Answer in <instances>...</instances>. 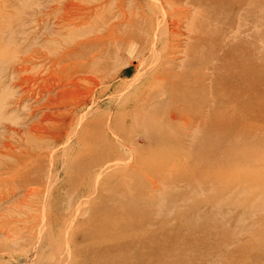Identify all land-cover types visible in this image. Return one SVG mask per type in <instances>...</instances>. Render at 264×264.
I'll list each match as a JSON object with an SVG mask.
<instances>
[{
	"label": "rangeland",
	"instance_id": "obj_1",
	"mask_svg": "<svg viewBox=\"0 0 264 264\" xmlns=\"http://www.w3.org/2000/svg\"><path fill=\"white\" fill-rule=\"evenodd\" d=\"M120 2L0 0V264H264V119L251 134L217 136L211 148L200 132L110 134L99 147L86 123L120 106L107 95L100 105L99 87L94 104L51 137L61 132L55 114L87 91L65 82L54 105L61 87L50 88L59 78L51 60L65 53L66 71L88 74L110 56L111 69L127 62L121 76L135 79L138 61L126 47L137 43L115 56L100 32ZM122 2L132 12L156 4ZM241 8L223 15L239 26L236 36L231 28L215 35L222 47L245 42L264 65V0ZM94 153L104 157L94 162Z\"/></svg>",
	"mask_w": 264,
	"mask_h": 264
},
{
	"label": "bare ground",
	"instance_id": "obj_2",
	"mask_svg": "<svg viewBox=\"0 0 264 264\" xmlns=\"http://www.w3.org/2000/svg\"><path fill=\"white\" fill-rule=\"evenodd\" d=\"M122 1L109 13L108 27L104 26L100 32L103 36H111L115 56L124 52L129 39L137 43L135 47H126L134 52L132 57L138 61L135 79L128 84L125 76H121L128 67L127 62L111 69L110 56L103 61L105 67L91 68L88 74L66 71L70 66L63 64L65 53L51 60L52 71L59 78L50 88L61 87V92H57L59 96L50 98L54 105L63 100L65 82L74 89L82 84L87 90L82 100L65 111H58L55 120L51 119L54 123L58 116L56 123L61 128V132L52 133L51 137L58 138L64 133L70 124L68 115L93 103L99 87L97 98L100 102L96 104L101 105L106 95L110 100L116 98L120 104L118 112L108 110L86 123L87 133L90 137L96 136L93 142L98 141L99 147L105 145L110 134L136 133L148 138L150 135L185 133L188 136L200 132L208 135L209 148L214 146L217 136L251 134L256 123L264 119L259 115L264 106V93L259 95V91L264 90V65L255 61L252 49L245 42L222 47L223 35H215V32L231 28L229 32L236 36L239 26L231 27L224 20L225 7L242 9L244 4L251 9L256 0H155V5L146 8L138 4L133 12V8L124 9ZM175 1L179 4L173 7ZM248 18L254 19L251 15ZM103 36L87 43L103 41ZM219 51L221 53L215 54ZM73 52L77 51H67ZM208 56L213 58L211 63L206 59ZM116 82L123 84L124 91L110 95ZM140 124L145 125L146 132ZM95 155L94 162L104 157L100 153Z\"/></svg>",
	"mask_w": 264,
	"mask_h": 264
}]
</instances>
